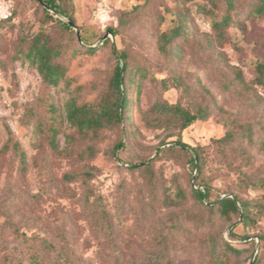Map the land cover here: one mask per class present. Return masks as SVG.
<instances>
[{
	"label": "rangeland",
	"instance_id": "374dc122",
	"mask_svg": "<svg viewBox=\"0 0 264 264\" xmlns=\"http://www.w3.org/2000/svg\"><path fill=\"white\" fill-rule=\"evenodd\" d=\"M60 2L66 14L50 19L36 0H0V264H28L43 241L71 256L72 264H144L166 240L179 263L215 264L209 251L213 239L246 250L228 254L226 264H252L257 252L264 264L258 239L264 210L256 204H264V84L256 79L257 65L264 63V20L249 13V0H238L237 23L227 40L213 43L208 41L209 10L217 12L219 6L206 0ZM184 11L192 30L166 51L162 34L171 32L175 15ZM67 15L74 19L73 32L62 23L70 24ZM110 27L118 31L116 37ZM37 34L61 50L58 60L67 65V76L59 86L46 84L21 56ZM104 37L110 38L106 44ZM114 47L128 55L131 80L126 84L134 109L121 124L78 133L65 118V103L72 92L84 101L106 92L121 64ZM238 70L243 83L234 79ZM157 100L191 108L210 105L211 116L188 126L181 138L199 148V182L208 186L212 199L234 193L256 204L253 220L223 217L217 205L195 200L192 152L169 148L178 138L170 134L178 129L157 118L152 109ZM54 125L60 130L58 148L49 141ZM244 125H252L253 141L245 138ZM229 130L234 140L220 141ZM67 135L75 137L71 146ZM10 137L26 153L25 163L13 142L4 149ZM120 141L123 149L115 150ZM147 161L153 174L141 165ZM104 215L112 224L111 236L97 225ZM246 236L255 240V248ZM58 251L45 257L61 260Z\"/></svg>",
	"mask_w": 264,
	"mask_h": 264
},
{
	"label": "trees",
	"instance_id": "16d2710c",
	"mask_svg": "<svg viewBox=\"0 0 264 264\" xmlns=\"http://www.w3.org/2000/svg\"><path fill=\"white\" fill-rule=\"evenodd\" d=\"M45 5L44 11L50 19H54L55 14H66L62 8L60 0H36ZM151 1V0H145ZM183 2H190L192 0H181ZM214 8H218L219 11L209 10V13L212 14L210 19V27L212 30V36L208 40L213 43V41L224 42L228 38V30L230 26L237 23V13H238V0H206ZM220 3V5L218 4ZM248 6L250 7L249 13L258 18L264 20V0H249ZM203 8L202 6H200ZM52 13H51V12ZM72 23L62 22L64 27L73 32V27H76L74 19L67 15ZM109 32L116 37L118 31L115 28H108ZM192 30V25L190 24V19L186 11L179 12L175 15L174 26L170 33L162 34L161 40L162 46L166 51L171 47L173 40L179 37H188L189 33ZM78 39L84 41V37L78 34ZM110 41V38L107 37L103 44H106ZM91 50L95 51V48ZM114 51L118 53L119 58L121 59V64H117L114 68V71L110 77L109 84L105 93H103L98 99L95 100H81L78 95L72 92L69 95L65 103V118L68 124L78 133L85 134L90 131H98L105 127H110L115 124H121L122 122L129 119L130 112L134 109L133 97H131L129 92V87L126 84L127 78L131 80L130 67L128 64V55L124 50H118L114 47ZM20 53V52H19ZM21 56L28 60L29 63L36 67L39 74L43 78L44 82L50 86H59L63 81L66 80L67 76V65L61 63L58 59L61 56V50L52 45L50 41L45 38L42 34H37L33 37L30 42V45L26 50H21ZM257 71V83L264 84V63H259L256 68ZM234 79L238 83H243L244 78L241 71H236ZM162 83L166 84L165 87H168L167 81L162 80ZM184 92H190L188 86H184ZM136 91V89H135ZM207 93L211 96V99L216 105L215 98L211 92L206 89ZM211 100V101H212ZM153 112L159 116H163L165 119L170 121L176 129L177 133L170 134V137L177 136L174 144L169 148L178 149L185 152H192L188 159V163L192 165L193 172L195 174L193 179V196L196 201L201 204H206L207 206L217 205V211L221 216L229 218L231 214H238L242 217L243 222L248 220H253L251 209L254 208L257 204L259 210H264L263 203L253 204L250 201L241 200L236 194L230 193L224 197L218 199H212L211 192L207 185H202L199 182V178L202 171V166L200 164L201 154L198 147L191 146L190 144L184 142L181 138V133L191 124L197 121H205L211 116V107L210 105L195 104L193 108L183 106L180 102L169 103L162 100H157L153 107ZM51 110L55 113V117L58 114V108L52 106ZM160 121V120H159ZM264 128V123H263ZM245 138L248 141H253V128L252 125L243 126ZM10 131V129H9ZM59 128L57 126H52L49 129L50 132V144L54 148H58L57 135L59 133ZM11 132V131H10ZM235 133L232 130H229L226 135H224L219 140L222 142H231L234 140ZM66 141L69 146L73 145L75 137L73 135H67ZM13 142L14 149L20 155L21 161L26 162V153L21 150L20 143L18 141H13V138L10 137L7 143L4 146V149H8ZM124 144L122 141L118 142L114 149L121 150L123 149ZM162 149L159 150V153ZM147 172L153 174V166L151 161H147L141 164ZM132 167H139V165H133ZM85 175L91 176V172H86ZM87 204L89 208L92 207L93 202L90 200V197H87ZM98 227L106 233L108 236L112 234V224L108 220L107 216H100L96 221ZM231 236L236 235L234 233V227L231 230ZM251 236H246L244 239L247 242H251V245H256L255 240H249ZM258 239L261 243L259 250L264 248V233L258 235ZM170 240H166L162 243L161 248L157 251H154L144 264H185L177 262L167 249V243ZM34 248L28 258V264H66L68 261L71 262V256H66L60 254L57 247L53 243H48L43 241L42 245ZM54 250L58 251L61 260L56 259L54 261L47 260L46 252ZM210 255L215 264H226L228 254L232 255H241L246 250L244 248H239L233 245L229 241H224L219 243L217 240L213 239L209 247ZM63 260V261H62ZM252 264H260V255L257 252L253 256Z\"/></svg>",
	"mask_w": 264,
	"mask_h": 264
},
{
	"label": "water",
	"instance_id": "95a60500",
	"mask_svg": "<svg viewBox=\"0 0 264 264\" xmlns=\"http://www.w3.org/2000/svg\"><path fill=\"white\" fill-rule=\"evenodd\" d=\"M71 23V22H70ZM72 24V23H71ZM79 34V33H78ZM106 37H104V39H105Z\"/></svg>",
	"mask_w": 264,
	"mask_h": 264
}]
</instances>
